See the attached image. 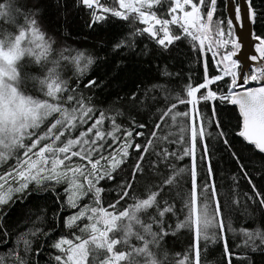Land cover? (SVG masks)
<instances>
[{
    "label": "snow or ice",
    "instance_id": "1",
    "mask_svg": "<svg viewBox=\"0 0 264 264\" xmlns=\"http://www.w3.org/2000/svg\"><path fill=\"white\" fill-rule=\"evenodd\" d=\"M38 0H3L0 2V161L9 157L15 158V164L0 175V205H6L13 193H22L24 196L31 195L30 184L39 187L37 192H44L47 182L60 183L67 178L68 187L64 189L66 203L70 208H77V201L85 195L83 185H87V191L95 197L96 207L84 204L78 211L64 219V226L71 227L77 221L86 217L89 221L81 231L90 229L87 239L77 236L78 243L68 239H61L54 247L66 252V259L61 255L55 256L57 264H85L89 255L93 257V264L104 250L106 254L99 264H139V258L144 257L143 264H163V259L154 254L152 248L160 246L163 237L167 234L161 226L158 231H153L150 224H141L136 219L138 210H148L157 205L160 217L166 212L174 209L167 201H163L165 207L159 208V202L165 195V191L171 195L175 190L176 197L184 201V208L188 210L185 220L176 225L180 228L187 224L197 237L207 238V230L217 226L219 221V235H224L223 221L225 218L224 208L221 206L220 194L216 191L214 174L209 166L207 177L203 184L199 182L196 168V151L201 149L202 159L207 162L208 140L223 143L231 148L230 142L222 130L219 114L215 105L212 106L211 114L205 119L196 107L200 100L211 102L219 100L223 105H234L239 112V131L236 135L250 145H253L260 154H264V65L253 67L250 75H243V82L238 83V61L234 59L237 50L241 48V42L233 33V20L227 19L228 31L225 35L222 21L213 22L216 0H210L207 4L206 18L201 14V5L205 0L194 3L193 0H171L172 6L168 9L170 19L157 18L155 12L150 11L158 0H115L119 6L116 8L102 7L103 13L111 12V15L121 20H134L139 18L140 23L146 25L142 32L147 33L155 43L165 49H169L175 41L182 38H190L193 48L199 44V55L204 56L205 51L211 53L212 63L217 66L218 74L209 76L207 67L202 83L195 87L189 85L186 89V99L177 96L176 103L167 110L161 109L158 119L153 120L154 128L152 134L146 137L147 142L139 144L133 142V134L124 130V139L117 140L116 133L118 125L113 121L111 130L105 131L103 125L106 117L103 112L98 116L93 114L96 109L88 106L85 99L77 96V89L60 78L59 65L53 62L52 67H47V72L38 80L40 91L45 98H37L28 95L21 85L25 79L23 58L34 57L37 64L47 59L51 51L50 45L44 41V34L39 27ZM80 3L88 9H93L97 0H80ZM189 10H185V8ZM34 9V10H33ZM179 10V15H177ZM235 22L241 21V9L239 4L233 6ZM133 14V15H130ZM255 15L250 0L247 9V19L254 23ZM104 17L92 11V20L100 21ZM23 21V22H22ZM169 25H178L179 34H173ZM158 26V28H157ZM139 32V30H137ZM162 33V35H160ZM132 33L131 35H135ZM258 43L255 45V55L250 56V61L264 60V37H255ZM39 41V43H37ZM125 41L121 40L115 44L114 49H119ZM207 44V49H205ZM231 46V50L220 53V49ZM38 50V51H37ZM170 50V49H169ZM61 59H68L61 56ZM77 62L78 71L86 70L92 63L90 56L80 53L73 57ZM225 77L230 78L227 82V91L207 90L197 97L199 89H209L215 82L223 81ZM250 81L258 83V86H248ZM76 84H80L77 79ZM84 88L95 86L94 80H88ZM139 100L137 93H132L131 103ZM184 105L185 112L176 111V105ZM51 117V119H49ZM171 117L173 125L180 118L181 127L179 139H169L172 133L157 136V129L170 127L168 118ZM111 119V118H107ZM43 126V128H42ZM134 127L143 129L144 124H135ZM209 129H212L209 131ZM78 133V134H77ZM143 132L137 131L135 136H142ZM67 137V139H64ZM111 138V142H108ZM155 138V139H154ZM167 140L168 144L183 146V151L177 153L170 151L160 141ZM115 145V147H113ZM159 146L154 158L149 160V166L153 173L158 176L159 182L153 188H149L145 198L140 199L131 208L117 209V201L110 203L108 208L100 206V194L102 187L97 184L107 179L113 180L112 171L120 168L129 158L130 149L135 150L139 157L131 168L132 180H125L118 192L119 199L130 195L137 174L147 171L143 161L152 157L153 148ZM235 158L237 154L232 153ZM191 155L192 165L190 171V190L186 191L179 183L181 173L187 169H172L170 173L165 168H170L172 158L177 160ZM73 158H78L79 163L73 165ZM239 163V161H237ZM63 169V170H62ZM243 171V166H241ZM82 177L80 183L77 177ZM247 177V173H245ZM10 182H14L15 186ZM252 184V181H248ZM79 189L77 193L73 189ZM211 195L208 196V191ZM255 197L249 199L259 200V206L264 208V193L258 192L255 185L252 186ZM204 196L205 203H199V196ZM53 194L60 197L53 187ZM247 196V194H245ZM41 198V197H38ZM23 203V200L21 201ZM236 203V201H232ZM199 204V206H198ZM225 206L228 205L227 197L224 199ZM214 205V206H213ZM7 213H5V216ZM95 220V222H93ZM135 220L140 224L142 232L137 233L136 239L142 242V246L132 248L131 251L117 250L116 245L121 240L111 238L110 233L123 229L125 243L132 232L131 222ZM128 221V224L124 222ZM119 222V223H118ZM159 223V221H153ZM39 232V230H37ZM36 232L31 233L36 236ZM249 239L259 238L260 245H264V233H249ZM24 253L17 252L11 264H27L25 254L29 251L30 240L24 239ZM62 245H68L67 249ZM254 248L257 245H252ZM225 254L228 249L225 247ZM198 251L195 253L194 264L198 262ZM179 264H185L184 260Z\"/></svg>",
    "mask_w": 264,
    "mask_h": 264
},
{
    "label": "trees",
    "instance_id": "2",
    "mask_svg": "<svg viewBox=\"0 0 264 264\" xmlns=\"http://www.w3.org/2000/svg\"><path fill=\"white\" fill-rule=\"evenodd\" d=\"M193 2L199 3L200 0ZM209 2L210 0H205L201 5L204 17ZM250 4L256 13L253 33L257 37H264V0H250ZM99 5L100 7L95 10L88 9L80 3V0H38L40 31L44 34V41L50 45L51 51L41 64H37L34 57L23 58L25 79L21 87L28 95L45 98L40 91L38 80L47 72V67L41 65L47 64L48 67H52L53 62H56L59 65L60 78L76 88L77 96H82L88 106L96 109L93 115L104 113L106 120L103 128L106 132L111 130V123L115 121L118 125L116 133L118 141L124 139L123 132L127 130L133 134L134 144H144L147 142L146 137L152 134L153 120L158 119L161 109H169L176 103L177 96L186 99L187 87L189 85L195 87L198 83H202L205 67L209 76L218 72L215 64L212 63L211 53L205 51L204 56L201 57L198 46L193 48L194 42L191 39L182 38L169 45L170 50L165 49L142 32L144 25L140 23L138 17L125 21L113 17L111 12L101 11L102 7L119 10L115 0H101ZM171 6V0H158L150 11L155 12L157 18L168 19V9ZM93 10L104 19L94 22ZM217 20L222 21L226 35L228 27L224 0H216L211 23ZM169 28L173 34L180 33V29L176 26L170 25ZM132 33L136 34L131 35ZM121 40L125 43L119 49H114L113 46ZM80 53L92 58V63L83 71H78L77 62L73 59ZM61 56L68 59H61ZM77 79L80 80L79 85L76 84ZM88 80H94L95 86L84 88L83 85ZM227 82H230V78L225 77L223 81L210 85L208 90L227 91ZM205 92L206 89H199L197 97ZM132 93H137L139 97L135 104L131 103ZM213 105L219 114L222 130L231 148L229 149L223 141L216 142L209 139L207 141L209 159L205 162L202 159L201 149L198 148L196 168L201 185L207 177L209 166L214 174L215 188L220 194L221 206L225 212L223 237L219 235V221L216 227L207 230V238L197 237L187 224L177 228L176 225L185 220L188 210L184 208L182 199L174 198L175 190L171 195L166 190L159 202V208H163L165 207L163 201H167V204L173 207V212H166L160 217L157 205H153L148 210H138L136 219L141 224H150L153 231H158L161 226L165 229L167 234L163 237L161 245L152 248L153 253L163 259V264H179L181 260H184L185 264H194L197 251L199 264H264V245H260L258 237L253 241L248 235L264 233V208L259 206V200L248 198L255 197V193L252 192L253 185L258 192L264 193V154L257 152L254 147L246 144L236 135L239 131L240 117L235 107L223 105L219 100L211 102L200 100L196 107L207 119ZM186 110L184 105H176V111ZM133 122L137 125L144 124L145 127L143 129L134 127ZM168 125L170 127L157 129V136H164L170 132L173 135L169 136V139L178 140L180 118L173 125L169 117ZM137 131L143 132V135L135 136ZM108 142H111V138H108ZM159 143L164 144L170 151L175 150L178 154L183 151L182 145L168 144L167 140ZM150 147L153 148L152 157L143 161L147 171L137 174L129 196L119 199L118 192L123 181L133 179L131 168L139 158L134 148L130 149L128 160L120 168L112 171L113 180L104 179L97 184L102 187L100 206L107 209L110 203L118 200L117 209L122 211L145 198L149 188L154 190L159 180L157 174L152 172L149 160L154 158L159 146ZM233 152L237 154L235 158ZM14 160V157H9L7 161L0 163V175L15 164ZM77 163H79L78 158H73V165ZM170 165V168H165V172L170 173L172 169L188 170L180 174L179 183L186 191L190 190L191 155L179 160L172 158ZM77 179L83 181L82 177L78 176ZM249 180L252 184L248 183ZM38 187L32 183L31 195L16 193L6 205H0V264H11L17 252L24 253V239L30 240L29 251L25 254L27 264H57L56 255L66 258L65 252L61 253L60 249L54 247L57 242L68 239L78 243L77 236L87 239L90 234V229L81 231L84 225L89 223L86 217L71 227L64 226V219L73 210L66 203L64 189L68 187L67 178L60 183L47 182L44 186L47 191L44 192H37ZM53 187L61 198L59 202L57 196L53 194ZM207 195H211L210 190ZM225 197L228 200L227 206L224 204ZM95 199L96 197L86 189V197L78 204L82 207L84 204L96 207ZM205 202H207L205 197L199 196V203ZM130 226L132 232L127 238V243L122 239V228L110 233L111 238L121 240V243L115 246L117 250L131 251L132 248L142 246V242L136 239L137 233L143 231L140 224L133 220ZM33 232L37 233L36 236L31 235ZM253 244L258 247L254 248ZM225 247L228 249V255L225 254ZM105 254L106 252L101 250L95 264H99ZM144 259L140 257L139 264H143ZM85 264H93L92 255H89Z\"/></svg>",
    "mask_w": 264,
    "mask_h": 264
},
{
    "label": "water",
    "instance_id": "3",
    "mask_svg": "<svg viewBox=\"0 0 264 264\" xmlns=\"http://www.w3.org/2000/svg\"><path fill=\"white\" fill-rule=\"evenodd\" d=\"M100 0H97V3H99ZM225 2V14L226 18L228 19L229 16L233 20V28L232 31L238 38V40L241 42V48L236 51L234 55V59L238 61L239 65V75H238V83L243 82V75L251 74V70L253 67H261V65H264V60H257L255 62L250 61L248 58L252 55H255V45L258 43V40L254 39V33H253V24L247 19V9L249 6V0H224ZM82 4V3H81ZM239 4L241 9V21L239 23L235 22V14L233 11V6ZM97 10L96 8H94ZM145 27V26H144ZM158 28V26H157ZM148 35L147 33H145ZM257 37V36H255ZM264 70V69H262ZM252 87L258 86V84L249 85ZM235 107L234 105H231ZM236 109V108H235ZM238 115L239 112L236 109ZM242 139V138H241ZM243 140V139H242ZM245 142V141H244ZM248 144L247 142H245ZM250 145V144H248ZM254 147L253 145H250ZM255 149V148H254ZM256 150V149H255ZM258 152V150H256Z\"/></svg>",
    "mask_w": 264,
    "mask_h": 264
},
{
    "label": "rangeland",
    "instance_id": "4",
    "mask_svg": "<svg viewBox=\"0 0 264 264\" xmlns=\"http://www.w3.org/2000/svg\"><path fill=\"white\" fill-rule=\"evenodd\" d=\"M101 1V0H100ZM100 3V2H99ZM99 3H97L98 5H99ZM94 8H96V9H98V7H96L95 5H94ZM185 10H189L188 8H187V6H186V8H185ZM177 15H179V10H177V13H176ZM201 14H202V12H201ZM202 16H203V14H202ZM171 17H170V14H169V18L168 19H170ZM204 18H206V17H204ZM139 19V18H138ZM142 24V23H141ZM144 25V24H143ZM144 26H146V25H144ZM170 26V25H169ZM173 26H176V27H178L179 28V26L178 25H173ZM180 29V28H179ZM190 39V38H189ZM205 48H207V44H205ZM226 49H231V47H228L227 46V48ZM222 50L223 49H220L219 51H220V53L222 52ZM208 89H206V91H207ZM197 93H198V91H197ZM197 95V94H196ZM42 128H43V126H42ZM9 159V158H8ZM5 161H7V160H4V161H0V163L1 162H5ZM15 161V160H14ZM63 170V169H62ZM79 181V180H78ZM80 182V181H79ZM10 183H12L13 184V187L15 186V184H14V182H10ZM80 183H82V182H80ZM87 185H83V190L85 191V195L83 196V197H80V199L77 201V210L76 211H78L79 210V208H81L82 207V205H80V204H78L79 203V201L80 200H82V199H84L85 197H86V189H87ZM73 191H76L77 193L80 191L79 189H73ZM14 194H16V193H13L12 194V196L14 195ZM89 200H90V198H89ZM76 211H74V212H76ZM74 212H72V214L74 213ZM72 214H70V215H72ZM69 215V216H70ZM85 218V217H84ZM84 218H82V219H84ZM78 222V221H77ZM76 222V223H77ZM75 223V224H76ZM74 225V224H73ZM62 247L63 248H65V249H67V247H68V245H62ZM65 256H66V252H65ZM66 259V258H65Z\"/></svg>",
    "mask_w": 264,
    "mask_h": 264
},
{
    "label": "built area",
    "instance_id": "5",
    "mask_svg": "<svg viewBox=\"0 0 264 264\" xmlns=\"http://www.w3.org/2000/svg\"><path fill=\"white\" fill-rule=\"evenodd\" d=\"M196 45H197L198 48H199V44H196ZM228 47H231V46L229 45ZM227 50H231V49H223L222 52H221V54H223V52H224V51H227ZM215 67H216V70H217V66H216V65H215ZM236 71H237L238 74H239V65H238ZM227 78H228V77H227ZM253 84H258V83H257V82H254V81H250V82H249V85H253ZM249 85H248V86H249Z\"/></svg>",
    "mask_w": 264,
    "mask_h": 264
},
{
    "label": "bare ground",
    "instance_id": "6",
    "mask_svg": "<svg viewBox=\"0 0 264 264\" xmlns=\"http://www.w3.org/2000/svg\"><path fill=\"white\" fill-rule=\"evenodd\" d=\"M76 210H77V209L75 208V209L72 210V212H74V211H76ZM72 212H71L70 214H72ZM70 214H69V215H70ZM69 215H68V216H69Z\"/></svg>",
    "mask_w": 264,
    "mask_h": 264
}]
</instances>
